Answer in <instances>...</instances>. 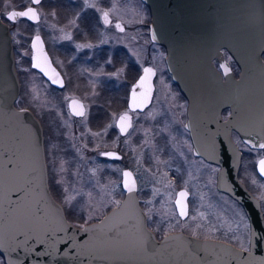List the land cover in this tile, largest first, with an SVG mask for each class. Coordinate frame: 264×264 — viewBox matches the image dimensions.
<instances>
[{
    "label": "water",
    "instance_id": "1",
    "mask_svg": "<svg viewBox=\"0 0 264 264\" xmlns=\"http://www.w3.org/2000/svg\"><path fill=\"white\" fill-rule=\"evenodd\" d=\"M142 1L151 11L150 37L166 48L168 71L188 98L186 127L194 152L219 166L218 189L244 207L250 221L249 248L183 231L158 238L144 219L138 181L130 168L122 171L125 194L117 206L83 227L72 223L50 188L42 123L29 108L19 113L14 103L21 81L11 27L0 10V254L5 264H264V212L260 199L240 179L243 152L233 137L236 132L243 141L264 142V0ZM30 6L41 19L36 5ZM37 35L41 46L33 49ZM30 45L31 66L50 82L56 74L64 82L44 37L34 34ZM225 50L238 65V75ZM215 60L229 69L227 75ZM146 67L155 74L136 88L135 104L140 107L135 110L140 111L151 104L155 90L156 69ZM138 80L129 93V111L121 113H128L131 124L132 89ZM225 108L231 110L226 119ZM108 152L122 157L118 151ZM125 171L132 175L124 177ZM125 180L135 188L133 193L127 192ZM181 191L187 193L183 198ZM187 198V190L180 189L175 204L182 200L188 212Z\"/></svg>",
    "mask_w": 264,
    "mask_h": 264
},
{
    "label": "rangeland",
    "instance_id": "2",
    "mask_svg": "<svg viewBox=\"0 0 264 264\" xmlns=\"http://www.w3.org/2000/svg\"><path fill=\"white\" fill-rule=\"evenodd\" d=\"M24 1L26 0H8L6 3V0H0V8L5 13L11 7L20 6L19 4ZM45 4L48 5L49 0H46ZM127 4L131 11L123 9L120 5L113 9L114 12L110 11L114 22L120 20L125 26L133 24L144 26L143 23L148 20L145 7L140 3L138 6ZM41 13L42 19L39 23L21 21L16 29L22 41L20 44L17 43L19 56H16L23 83L18 107H27L39 113L52 135L56 136L48 144L49 176L51 174L57 195L68 210L79 217L84 216L83 222L89 223L99 219L113 206H117L124 195L121 169L128 165L136 173L142 205L154 221L149 222L154 231L165 235L172 231L187 229L196 235L218 237L223 235L247 248L250 235L249 219L237 202L217 193L213 177L217 167L197 159L194 160L195 164L192 162L189 170L185 171L186 165L179 159L184 161L187 155L184 150L181 157L179 149L183 150L184 144L189 145L183 127L185 100L165 72V63L162 60L165 50L155 46L153 65L159 71V76L156 80L153 104L145 112L137 113L128 134L121 136L118 132H111L109 125L115 126L113 114L117 119L119 113L126 107L127 88L130 86L128 81L134 74L130 61L136 59L141 63L144 59L145 38L142 31L139 30L137 41L128 46L131 52L128 55L130 60L123 62L122 66H116L115 69L112 62L107 65L106 71H103L104 68L97 70L94 65L78 62L76 64L78 69L75 67V71L71 73L72 61L60 58L61 64L68 72L70 87L64 91H57L47 85L31 67L30 41L37 33L42 34L50 45L54 43L57 46L56 40L60 43L68 41L66 37L70 36L69 26H72L70 21L75 19L68 16L67 12L58 13L50 8H42ZM20 26L28 27L24 30ZM112 33L113 31L107 33L106 41L115 50L118 43L124 42L125 38L121 34L118 36ZM125 57L127 55L122 53V61H125ZM227 58L230 59L228 56ZM121 68L125 71L119 77L110 75ZM81 73L86 75L84 79L81 78ZM91 77L96 79L100 89L96 84L91 87L93 82L90 81ZM94 92L96 95H93ZM33 96L36 99H33ZM72 96L86 99L89 109L86 120L71 117L67 104L68 98ZM97 103L103 105L99 110L101 117L108 116L110 121V124L100 130H94L90 121V115L94 111L98 112L97 107H94ZM120 107L121 109L116 110ZM61 132L64 138H61ZM183 134L186 137L184 141ZM238 142L246 153L243 158L245 166L242 168L240 178L246 180L257 195L264 199V182L260 180L255 169V162L260 154L250 151L240 140ZM168 144L177 151L174 149V152H169L171 149L168 148ZM109 147H120L123 159L121 161L104 159L100 153ZM182 185L189 189L195 199L186 221L179 217L174 204L177 190ZM66 196L75 197L71 206L64 202ZM170 223L178 226L169 228ZM0 264H4L1 255Z\"/></svg>",
    "mask_w": 264,
    "mask_h": 264
},
{
    "label": "flooded vegetation",
    "instance_id": "3",
    "mask_svg": "<svg viewBox=\"0 0 264 264\" xmlns=\"http://www.w3.org/2000/svg\"><path fill=\"white\" fill-rule=\"evenodd\" d=\"M90 1H93V3L91 4ZM90 1L87 0V6L85 4V0H49V4H48L49 6L45 4L46 0H43L41 5H36L38 11L40 12L41 19H42V13H41L42 8H45V9H49L50 8L52 10H55L58 13L67 12L68 16H70L72 19H75L76 23H75V25L72 24V26H69V33H70L69 37H71V39H68V41H62L61 43H60V41L56 40V42H57L56 45L58 47L55 46L54 43H53L54 45L53 44H51V45L48 44L46 39L44 38V40L46 42V46H47L48 52L50 53L52 62L56 66V68L60 71V73H61V75H62V77L64 79V86L63 87H58V86L53 85L40 71H38V70H36L34 68H33V70H35L44 79V81H45V83H47V85H49L53 89H56L57 91L58 90L59 91H64L65 89L70 87V81H69V77H68V72L66 71L64 65L61 64L62 61L60 60V58H66L68 61L69 60L72 61V64H71V67H70L71 73L73 71H75V67H76V70L78 69L77 66H76V64L78 62H82V63L89 64V65H94V66H96L95 68H97V70L104 68L103 71H106L107 65L110 64L107 61L111 60V62L115 64L113 66V69H115L116 66H120V65L122 66L123 62L125 63L126 61L130 60V57L128 55H130L131 52H130L128 46L132 45V42L134 44V42L137 41L138 32H139V30H141L142 31V36L145 38V43L143 44L144 51H145V56H144V59L142 60L141 63L138 60H136V59L135 60L132 59V61H130V63H132V69L134 70V74H132V76H130L131 78L128 81L129 82L128 84L130 86H129V88H127L126 107L123 108L124 110L121 111L119 113V115L121 113H123L124 111H129L128 99H129V93H130L131 87L139 79L141 73L143 72L144 67L153 66L155 68V66L153 65L154 64V59H155V46H157L161 50H165V55H164V57L162 59L163 63H165V68H166L165 72L167 73V75L170 78V80L178 87V89L180 91V94H181L180 96L183 97L184 100H185V109H184V112H183V115H184L183 127L185 129L184 133L186 134V137H187V140H188L187 144H189V145L187 146L186 144H184V149L183 150L179 149V153H180L181 157L183 156L184 150L187 152L186 159L184 161L181 158H179V159L181 160L183 165H186L185 171L189 170L190 164L192 162H194V164H195V161L197 159H200L201 161H204V162L208 163V165L216 166L217 167V171H216V173L213 174V177L215 179V187L217 188V193L231 198L233 201L237 202L243 208V210L245 211L244 207L238 201H236L231 195H229V194H227L225 192H222V191H220L218 189V187H217V175H218L219 166L214 164V163H211V162L205 160L201 156H197L195 154V152H194L193 138H192V136L190 134V131L186 127V122H187V120L189 118V115H188L189 101H188V98L181 91L179 86L172 80V76H171V74L168 71L167 64H166V48L163 45L157 44L154 41H152V39L150 37L151 11H150V8L148 7V5L145 2H143L142 0H90ZM127 3H129L130 5H136V6H138V4L140 3V4H142L145 7V9L147 10L148 20H147V22L143 23V24H145L144 26L139 27L138 24L125 26V25L120 23V20L114 22V18L112 16V14L110 13V11L114 12L113 9L117 5H120L123 9L130 10L131 7H128L129 5ZM19 5L20 6H18V7H11V9L12 8L23 9V8H26V7L30 6V5H32V4L30 3V0H26L23 3L19 4ZM0 10H1L2 14H3L2 8H0ZM103 12H107L108 13V17H107L108 22L107 23H105V20L103 18ZM77 13L81 14L80 17H77ZM41 19H40V21H41ZM20 20H24L27 23L33 24V22L29 21L26 18H21ZM39 22H37V23H39ZM117 24L120 25V28L116 27ZM121 29H123V30H121ZM110 31H113V33H112L113 35L121 34L125 38L124 42L120 41L118 43L119 45L116 46L115 50H113L111 48V46H110V43H107V41H106V37L108 35L107 33L110 32ZM128 42H130V43H128ZM88 44L92 45V47H83V48L77 49V45H88ZM58 49H60V50H58ZM122 53H125L127 55V57H125L126 58L125 61H122ZM226 59L232 65V60L228 59L227 57H226ZM215 63L218 66V68H220L218 60H215ZM30 65H31V60H30ZM155 69H156V76H155V79H154V84H155V90H156V80H158L159 71L157 70V68H155ZM238 73L239 72H237L235 74L238 75ZM83 74L80 75L82 79H84L83 77L86 76V75L84 76ZM78 78H80V77H78ZM20 80H21V86H22V89H21V93H22L23 92L22 78H20ZM90 81H93L91 83V87H94V85L96 84V79L91 77ZM96 86L98 87V89H100V85H99L98 82H97ZM155 90H154V96L152 98V102L146 109H144L143 111H140V110L130 111L131 114H132V126L134 125L135 115L137 113L145 112L153 104V101L155 99ZM72 98L81 99L84 102V105L87 106V111L89 110L88 109V104L86 102V99H84L82 97H79V96H72V97L68 98V104H67L68 105V110H69V101ZM102 106H103L102 103L95 104L94 107H97L98 112L94 111L90 115V121L93 124L92 127H93L94 130H100L103 127H105L108 124H110L108 116L102 118L101 115H100L99 110L102 109ZM91 108H93V107H91ZM107 109H109V107H107ZM118 109H121V107L117 108L116 110H118ZM230 111H231L230 108L223 109L222 110V117L224 119H226L229 116ZM69 113H70L71 117L76 119V120L78 118H80V117H77V116L73 115L70 110H69ZM35 115L39 118V120L41 121V123L43 125V128H44L46 155H48V144H49V142H52V139L55 138L56 136L52 135V132L50 131V129H49L46 121L44 120V118L39 113L38 114L35 113ZM119 115H118V117H119ZM118 117H117V119H118ZM112 127H111V132L115 131V132L120 133L118 126L115 125L113 128ZM128 132L126 134H128ZM61 133H62V136H61V138H62L64 136V134H63V132H61ZM235 133L236 132L233 133L234 140L238 143V146L240 147V144H239L238 140H240L241 143H242L243 140H242V138L240 137L239 134L236 133L237 135H235ZM49 135L51 137H49ZM120 135L124 136L122 133H120ZM161 137H163V136H161ZM186 137L184 136V134L182 135L183 141L185 140ZM65 141H66V139H65ZM167 146H168V148L171 149L169 152H174L175 150L177 151L176 148H174L175 150L172 149L170 144H168ZM240 149L242 150V152L244 154L243 149L241 147H240ZM111 150L120 152L122 154L121 159H112V158H109L107 156H102V157L103 158L105 157L104 159L111 160V161H121L123 159V153L121 152V148L120 147H117V148H113V147L105 148V150L102 151V152H108V151H111ZM260 158H261V156L256 161H258ZM242 162H243V160H242ZM125 168L132 169L128 165L123 167L121 169V179H122V171ZM255 169H256V172H257V163H255ZM132 171L134 172V174L136 176L135 171L133 169H132ZM257 174H258L260 180H262L264 182V177H262L258 172H257ZM136 178H137V176H136ZM137 181H138V179H137ZM246 186L248 187V189L255 196H257L260 199L262 210L264 212V199L259 197L257 195V193L255 192V190L252 189L250 186H248L247 184H246ZM138 187H139V184H138ZM180 189H186L187 192H188V198H187L188 215L185 218L179 216L183 221H186L188 219V217L190 216L191 207H192V204L194 203L195 199H194L192 193L189 191L188 188H186L185 186L182 185L177 190V193H178V191ZM177 193H176V196H177ZM124 194H125V192H124ZM123 197H124V195H123ZM123 197H122V199H123ZM175 199H176V197H175ZM121 200H120V202H121ZM174 204H175V200H174ZM175 209H176V212L178 214L179 212L177 210L176 204H175ZM245 213H246V211H245ZM99 219H97V220H99ZM148 225L152 229V227H151L149 222H148ZM249 226H250V221H249ZM177 231H183V232H185L187 234H191L192 235L191 231L190 230L187 231V229H182V230H177ZM172 232H175V231H172ZM195 236L201 237V238H211V239L226 241L228 243L234 244V245H236V246H238L240 248H243V249H248L249 245H250V235H249L247 248L241 247L239 244H237L236 242L232 241L229 238L224 237L223 235H221L219 237L218 236H202V235H195ZM3 261H4V258H3Z\"/></svg>",
    "mask_w": 264,
    "mask_h": 264
},
{
    "label": "snow or ice",
    "instance_id": "4",
    "mask_svg": "<svg viewBox=\"0 0 264 264\" xmlns=\"http://www.w3.org/2000/svg\"><path fill=\"white\" fill-rule=\"evenodd\" d=\"M7 2H8V0H6V3ZM42 2H43V0H30V3L32 5H41ZM85 4L87 6V0H85ZM52 14L55 15V12H53ZM3 15H4L5 19H7L8 21H10L12 23L17 22L18 18H28L29 20H33V21H38L40 19L36 8L35 7H31V6L27 7L26 10H24V11L10 10V11H7V12L3 13ZM80 15H81L80 13H77V17H80ZM107 17H108V13L107 12H103V18L105 20V23L108 22ZM70 23L75 25L76 22H75V20H72V21H70ZM116 27L120 28V25L117 24ZM121 30H123V29H121ZM13 35H15V34H13ZM66 38L67 39H71V37H66ZM38 46H41V40H40V37L37 35L35 37V39L33 40V42H32V48L36 49V48H38ZM83 47H92V45H90V44H88V45H77V49L83 48ZM33 59L35 60L36 57H33ZM107 62L111 63V60H109ZM34 67L40 68V63L34 64ZM220 67L224 70L225 75H227L229 69L225 65H221ZM124 71H125V69L121 68V69H118L117 72L112 73L110 75L119 77ZM143 73L144 74L139 77L137 85H134L133 89H132L133 105H131L130 107L132 108L133 111L136 108L140 107V105L135 104V92H136L137 86L143 87L145 82L148 80L149 76H152V75L155 74L154 73V69L150 68V67H145L143 69ZM51 83L56 84V85H60L61 87L64 86V82L59 77V74H56V78L52 79ZM93 95H96V93L94 92ZM32 98L36 99L35 96H33ZM19 102H21V101L20 100H15L14 101V103H19ZM70 107L72 108V113L75 116H79V117H81L84 120L87 119L88 111H87V106L86 105H84L83 103L78 102L75 99H72ZM26 112H27V109H24V108H21L19 110V113H26ZM113 124L118 126L120 133H122V134L123 133H127L128 129L130 127H132L131 117L128 115L127 112H125L124 114H121L118 119H116L115 118V114H113ZM109 127H112V125H109ZM93 135H100V134L99 133H93ZM242 143L244 144L245 147H248L250 151H255V152L260 154L261 158L258 161H256L255 163H258V170H259L260 174L264 175V142H260V140L258 138L257 139L250 138V139H248L246 141H242ZM37 144H39V137H37ZM100 155L107 156V157L112 158V159H121V157L115 152H102V153H100ZM61 170H63L62 167H61ZM123 175H124V177H130L132 175V173L128 172V171H125L123 173ZM57 183H59V181ZM124 186H125V188H126V190H127V192L129 194H131V193H133L135 191V188L133 186H130L127 180L124 181ZM186 195H187V193L184 192V191H181L179 193V196L181 198L185 197ZM74 199H75V197L66 196L64 202L66 204H68L69 206H71L72 205V201ZM176 204L180 206L178 215L180 217L187 216L188 212L186 211V206L184 205L182 200H177ZM144 219H145L146 222H154V221H152L151 215H149L148 213L144 214ZM176 226H178V225H172L171 223L168 225L169 228H174ZM81 227H83V226H81ZM85 231H87V229H85ZM192 235L195 236L196 233L193 232ZM170 238H171L170 235L166 233L165 239H170ZM262 239H264V237H262Z\"/></svg>",
    "mask_w": 264,
    "mask_h": 264
},
{
    "label": "trees",
    "instance_id": "5",
    "mask_svg": "<svg viewBox=\"0 0 264 264\" xmlns=\"http://www.w3.org/2000/svg\"><path fill=\"white\" fill-rule=\"evenodd\" d=\"M7 20V19H6ZM8 21V20H7ZM21 21H23V22H25L24 20H19V22L17 23V22H15V23H12V22H10V21H8L9 22V24H10V27H11V32H12V35L13 34H15V35H13V42H14V47H15V53H16V56L18 57L19 55H18V46H17V43L18 44H20L22 41L20 40V38H19V36H18V34L16 33V29L18 28V24L21 22ZM27 23V22H26ZM28 26H20V28L21 29H24V30H26V28H27ZM225 52H226V55L228 56V57H230V55H229V53L225 50ZM230 59L232 60V66H233V69L235 70V72H238L239 71V68H238V66H237V64L234 62V60L230 57ZM17 106H18V103H17ZM245 154L246 153H244V156H245ZM244 158V157H243ZM244 164V163H243ZM242 164V166H241V169H240V173H242V168H243V166H245V165H243ZM49 171H50V169H49ZM240 173H239V175H240ZM242 179V178H241ZM247 185H248V183H247V181L246 180H243ZM249 186V185H248ZM50 187H51V191H52V193H53V195L55 196V198L58 200V201H60V202H62L63 203V201L60 199V197L57 195V192H56V190H55V188H54V186H53V184H52V177H51V174H50ZM65 206V205H64ZM65 209H66V214H67V217H68V219L71 221V222H73L74 224H76V225H83V224H85V222H83V218H84V216H78V215H74V213L72 212H70L69 210H68V208L65 206ZM79 217V219L77 220V218ZM81 222H83V223H81ZM79 223H81V224H79ZM155 233H156V235L159 237V238H161V237H163L164 235L162 234V233H160V232H157V231H155Z\"/></svg>",
    "mask_w": 264,
    "mask_h": 264
}]
</instances>
